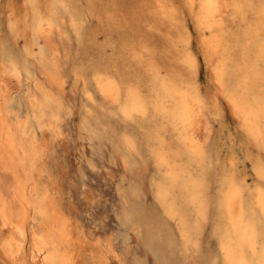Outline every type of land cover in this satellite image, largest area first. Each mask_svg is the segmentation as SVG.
Segmentation results:
<instances>
[{
  "label": "snow or ice",
  "instance_id": "6c2138e0",
  "mask_svg": "<svg viewBox=\"0 0 264 264\" xmlns=\"http://www.w3.org/2000/svg\"><path fill=\"white\" fill-rule=\"evenodd\" d=\"M3 7L0 264H145L127 259L123 232L98 239L71 218L65 141L82 158L91 148L93 171L97 141L121 147L126 167L155 160L180 234L147 264H264V0ZM140 13L166 41L163 61L129 41ZM69 86L80 109L71 135Z\"/></svg>",
  "mask_w": 264,
  "mask_h": 264
},
{
  "label": "rangeland",
  "instance_id": "374dc122",
  "mask_svg": "<svg viewBox=\"0 0 264 264\" xmlns=\"http://www.w3.org/2000/svg\"><path fill=\"white\" fill-rule=\"evenodd\" d=\"M7 2L8 0H0V21L6 19L3 5ZM12 2L17 5V11L22 10L21 6L24 4V0H12ZM38 50L39 49H36L35 51L38 52ZM68 93L70 97L69 102L74 111L70 116H67V120L63 127L65 131L71 135L73 131L77 130V126L79 125L80 109L76 104L77 97L70 95V88H68ZM26 115L27 110H25V116ZM228 122L231 123L230 115L228 117ZM96 143L97 153L95 160L92 161L96 170L93 171L88 167V158L92 157L91 148L87 149L88 158H82L81 152L85 151L82 144L80 150L77 151L75 142L71 145H69L67 141L64 142L61 158L65 163V169L61 183L66 190L68 201L66 207L68 208L71 218L77 220L82 228L87 230L89 235L93 234L99 239H104V236L111 235L113 230L116 232H123L129 247L127 259L133 260L135 258L133 261L142 260L147 264L148 261L155 260V258L137 239L136 234L132 231L131 221L126 217L125 210L131 203L135 204L134 202H136L134 205L135 208L137 207L140 212L142 211L147 214H159L160 208L153 199L148 181L143 176L144 174L137 176L131 173L124 165V154H119L120 150L121 153H123L122 148L109 144L101 149L100 142L97 141ZM82 176L83 178H81ZM136 187L138 190L140 188V195L138 197L133 196L129 192L134 190V188L136 189ZM85 190L87 192V197H84L83 194ZM121 217L124 218L123 221ZM93 229H95V231H93ZM100 236L103 237L100 238ZM121 243H123V241H121Z\"/></svg>",
  "mask_w": 264,
  "mask_h": 264
},
{
  "label": "bare ground",
  "instance_id": "6f19581e",
  "mask_svg": "<svg viewBox=\"0 0 264 264\" xmlns=\"http://www.w3.org/2000/svg\"><path fill=\"white\" fill-rule=\"evenodd\" d=\"M69 2H72V0H69ZM76 2H80V0H76ZM83 2L87 3L88 0H83ZM95 2L98 3V4L99 3H110V2H112V0H95ZM117 2H119V3L123 4V5L129 6L126 9V11L131 12L132 11V7L131 6L138 5V4H141V3H152V2H154V0H117ZM176 2L177 3H182L183 0H176ZM140 16H141L140 22L136 23L134 29H131L130 32H129V41L132 42L134 40L137 43V45H139V43L142 40L143 43L146 46H148L150 48H157L158 52H157L156 58H157V60L163 61L166 58V55H165V52H164L165 47H166V41L164 40V38L162 36H160L159 30H157V31H149L148 30V21H149L150 18L145 17L143 15V13H140ZM191 31L194 32L195 30L191 29ZM38 52H39V50H38ZM129 64L135 66L134 65V61H132V59L130 57H129ZM135 70L136 71H143V70L139 69L138 67H136ZM145 79H147V74L146 73H145ZM69 88H70V86H69ZM233 131H234V127H233ZM112 148H114V147H112ZM116 148H118V147H116ZM119 154H123V153H121V150H120ZM111 155H113V154H111ZM123 163L125 165V158H123ZM114 166H116V165H114ZM141 166L143 168L142 171H141ZM109 168H110V166H109ZM127 169L131 173H133V174H135L137 176L138 175L141 176V175L144 174L143 176L148 181V186H149V189H150V191L152 193L153 199L155 200V202L158 204V206L160 208V211H159L160 213L159 214H156V213L155 214H147V213H144L142 211L140 212L137 209V207L135 208L134 205L136 204V202H134L135 204L131 203L129 205V207H127V209L125 210L126 215H127L126 217H128L129 221H131L132 231L136 234L137 239L144 245V247L151 253V255H153L154 258H156V253L161 250V247L163 245L168 244L170 239H176V238L179 237L180 227H178L177 221H175L173 219H170L167 215H165L164 207H163L160 199L157 196L158 187H159L160 181H161V179H163V177L161 176V169L156 166L155 160L154 159H152V160H141L139 162H137L136 160H130L128 162ZM122 172H123V169H122ZM154 178H155V183H154ZM126 185H128V184H126ZM139 190H140V188H139ZM139 190L136 187V189L134 188V190H131L129 192L133 196L138 197L140 195L139 194ZM120 211H121V209H120ZM121 214H122V212H121ZM123 217H125V216H123ZM126 230H128V229H126ZM102 237L100 236V238H102ZM202 239H203L205 247H207L208 244H209V240L206 237H204ZM171 258L175 259L177 261L183 259V257L180 255L179 249L176 250V253L174 255H172Z\"/></svg>",
  "mask_w": 264,
  "mask_h": 264
}]
</instances>
